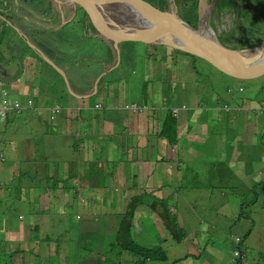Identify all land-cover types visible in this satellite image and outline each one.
<instances>
[{"label":"rangeland","instance_id":"rangeland-1","mask_svg":"<svg viewBox=\"0 0 264 264\" xmlns=\"http://www.w3.org/2000/svg\"><path fill=\"white\" fill-rule=\"evenodd\" d=\"M144 1L162 9L167 3L166 0ZM216 1L210 16V23L221 42L230 47L243 46L241 42L246 43L245 47H256L264 43V0H248L247 4L242 7L238 4L239 0H236L237 7L231 4L230 1L233 0H226V2L228 1L226 6L223 0ZM24 2L20 6H16L12 1L7 3L0 0V10L15 12L18 9L15 15L22 16L27 14L25 9L28 7L32 8L28 10L30 12H34L33 7L35 9L44 8L47 11L53 8L51 1L44 3V0H24ZM208 3L211 7L212 0H175L180 16L194 27L199 24V7H204ZM57 9H60L59 6ZM37 11L42 13L41 10ZM7 13H5V20L12 26L4 27L0 34V54L5 55L8 59L7 63L11 64L12 69L24 72L27 80H33L30 83L32 87L40 88V97L37 99L39 103L46 101L47 105H52L51 108L56 106L66 108V104L79 105V102L74 99L68 102L70 96L64 76L57 69L58 60H63L65 55L70 56L69 53L74 58L80 56L79 61L72 59L71 67L68 69V74L74 79V87L78 89L94 87L98 77L104 76L100 83L101 86H104L103 92L108 90L109 86L115 92V96L105 100L102 97L103 92H101L89 100V108L92 107L94 111V120L99 123V130L94 129L97 132L92 137L95 143L91 154L95 155L94 158H99L105 154V148L115 147L111 158L118 161V167L121 166L123 174H127L125 166L135 173L130 186L135 190L133 196L151 191V180H156L160 184H171L173 179H177V176L165 171L164 164L160 165L165 161V155H170L175 160L181 156L180 170L177 169L176 163L172 165L173 170L181 171V173L184 171L186 162H195L192 155L198 152L207 157V160H202L199 164H206L209 168H212L211 165H216L218 171L222 169L220 176L211 171L200 173L196 168L183 172L181 176L183 180L179 182L180 185L189 189L202 187L197 192L185 193L170 186L161 188L162 191H157L161 192V195L169 194L175 199V203L181 199L180 210L176 208L175 210L177 215L181 213L185 217L182 218L179 215L177 218L178 224L185 232V237L182 241H176L172 238L170 231L166 235L164 231H161V237L165 235L168 239L163 240L159 247L167 250L168 261H149L148 264H171L174 259L186 255H189L188 259L179 261V264H264V140L260 141L261 138L257 135V131L264 127V109L253 108L252 110L255 103L264 102V67L219 66L204 58L188 55L186 52L176 51L168 46L143 44L127 37V44L131 48L128 59L121 58V52L125 51L124 41L119 44L113 40L109 42L116 49V60L113 59L112 62H109V65H114V70H107L105 68L106 66L108 68L107 61L103 59L113 58L114 54L111 50L112 47L107 50L102 48L103 43L99 44L102 38L98 35L102 33L105 38L108 37L111 32L110 27L91 11L77 7L76 17L70 22L51 19L45 21L29 19L31 21L29 22L24 19L25 17L13 19L10 15L6 16ZM25 22L29 25L27 29L21 27ZM60 24L65 27V31L55 35L58 29L54 26H60ZM14 26L22 30L24 36H14L13 31L16 32L13 29ZM72 33H77V36L68 37V34ZM61 34L66 35L62 47L69 53L64 52L65 55L54 48L58 39L63 38ZM8 42H11L9 46ZM253 42H256L255 45L250 44ZM18 52L23 57L21 54L20 57ZM89 56L92 59L86 62L85 59ZM93 57L97 59H93ZM121 59L126 63L125 65H119ZM112 70L113 72L110 73ZM38 73H42L40 78H38ZM105 73L107 74L105 75ZM10 76L12 79L4 85L15 95L13 87L20 81L12 73ZM13 79H16L15 84ZM144 82L148 83L147 89ZM126 86L128 87L123 97L122 90ZM240 86H243L244 91L239 90ZM163 87L170 89L168 100L160 94ZM228 88H232V92H229ZM72 93L76 96L80 94L75 91ZM238 102L252 105L243 107L245 112L243 123L238 122V117H236ZM31 107L34 108V103ZM178 107H183L186 110L176 113L174 108ZM86 109L82 111H86ZM169 110H172V115L177 116L179 121L186 114L189 116L188 121L193 122L189 136L184 134L182 139L177 136L178 144L177 142L171 143L165 135L159 134L162 123L166 124L163 119ZM46 112L50 120L51 110ZM105 114L106 116H104ZM44 115L46 116V114ZM78 116L79 110L74 111L73 117ZM19 117L22 122L28 121V111L19 114ZM146 118H149L151 123L156 126L157 132L154 130L149 132L150 141L153 142L152 146L136 150V145L142 144L143 141L132 142V138L136 137L132 135L134 134L132 132H135L133 129L135 120L139 123L141 119ZM168 124H173V122ZM47 127L49 130V125ZM62 130L66 131L67 129L63 126ZM111 130L112 132L108 133ZM90 131L91 134L94 132L92 126L88 132ZM73 137L74 131L71 134L64 132L61 137L66 150L59 153L67 159H70L76 150V142L72 141ZM78 144L81 145V143ZM133 146L134 148H132ZM177 150L180 151V156ZM133 151H135V158L146 159L148 157L151 160L152 157V162H140L132 165L128 158ZM4 163L0 162V167ZM85 163L86 161L83 162V164ZM103 163L106 165L107 160H104ZM63 165L67 168L71 162H62L61 166ZM18 169V166L13 167L12 172L14 173ZM160 169L164 170L158 172ZM152 170H157L155 175L152 174ZM88 171H92L96 175L94 180L98 189L103 186L108 187L107 184H104V177L97 170L90 167ZM197 173L201 174L200 178L204 183L198 180ZM231 173H236L239 176H236V181L232 179L233 182L222 183L221 175ZM244 176L250 178L243 179ZM16 180L19 182L17 178ZM47 180L50 181L51 177L49 176ZM70 180H74V178H70ZM112 184L111 180L109 188ZM257 184L259 185L251 192L252 187L250 186ZM220 185H222L221 188ZM78 186L80 185L75 183L73 187H69V195L63 191L60 197L56 192L57 205L52 206L51 210H47L42 218H37L31 213L34 222L30 225H38L39 228H43V224L48 222L49 226L46 231L52 238L41 247L45 258L43 261L39 256L40 264H68L67 259L71 261V264L107 262L106 255L108 254L104 249L110 248L112 246L110 243H114L115 238L109 242V236L104 231V226L97 220L100 218L103 220V217L96 215L99 213L103 215L99 208L104 205L101 204L102 192L109 188H104L103 191H97L94 194L93 188L88 189L91 188L90 178H87L86 184L82 186V191H79ZM79 192L82 193L84 199L80 198ZM0 194L1 198L5 197L3 193L0 192ZM188 195L194 199L191 200ZM28 196L27 192L23 193L20 198L15 196L7 204H14L11 205V208L16 213H30L32 209L27 203ZM94 196L98 198V204H94L93 200L96 201ZM253 200L256 202L252 203ZM0 204L6 203L0 202ZM187 204L192 205L190 209ZM108 205L116 211L123 206V204ZM150 209L152 208L148 205L141 208L143 212ZM193 209L195 212H192ZM58 210L65 211L63 223H59L58 218L61 215L56 213ZM125 211L121 212V215ZM157 211L160 212V210ZM136 218L135 215L134 219ZM152 220L156 227L158 223L155 216ZM11 227L8 224V216H5V224L0 227V236L2 233L7 234ZM111 229L112 234L115 235V228ZM140 229L149 234L144 225H137L135 231L131 228L132 238L137 243L141 241L138 238L139 233H144ZM99 240H102L103 244ZM238 248L243 251L241 256L240 252L236 251ZM109 250L107 252L112 257H117L124 252L118 246L111 252ZM234 251L238 254H234ZM124 253L127 258L131 257L130 253ZM69 256H73V258ZM2 263H5V259L0 257V264Z\"/></svg>","mask_w":264,"mask_h":264},{"label":"crops","instance_id":"crops-1","mask_svg":"<svg viewBox=\"0 0 264 264\" xmlns=\"http://www.w3.org/2000/svg\"><path fill=\"white\" fill-rule=\"evenodd\" d=\"M5 2L12 1L15 3L16 6H20L21 3H25L24 0H3ZM49 1L52 2V5H54L53 8H50L48 11L44 8L41 9H35L33 7L34 12H30L28 10L32 8L25 9L27 11V14L16 16L15 14L18 12V9L15 10V12H8V10L1 9L0 10V34L3 31L4 27H10L12 26L10 22L5 20V13L6 16L10 15L13 19H23L22 17H25L24 19L31 22V20H57L60 21L67 17V14L64 13V9L60 8V6L57 3V0H44V3H48ZM6 5V4H5ZM57 6H59L60 9H57ZM37 10H41L42 13H39ZM31 13V14H29ZM30 15V16H28ZM76 17V16H75ZM73 17V19L75 18ZM71 19V20H73ZM70 20V21H71ZM69 21V22H70ZM24 29H27L29 25L25 22L24 25H22ZM58 29V32L55 33L58 34L63 33L65 31V27L60 26H54ZM13 29L16 31H13L14 36L20 35L21 37L24 36V32L18 27L14 26ZM75 32V31H74ZM62 37L66 36L65 34H61ZM71 36H77V33L68 34V37ZM126 42V41H125ZM11 42H8L7 45L9 46ZM128 43V42H127ZM64 44V39L59 38L58 43L54 44V48L59 53H69L68 51L64 50L62 48V45ZM109 48L112 47L113 51V59L116 60L115 52L116 49L114 48L113 44H109V42L106 43ZM125 51H127V55H129L130 46L128 44L124 47ZM48 51H51L50 49H47ZM46 50V52H47ZM19 53V52H18ZM48 53V52H47ZM21 53H19V56ZM117 54V53H116ZM65 55V54H63ZM70 56H64L63 60H58V66L57 69L60 70L64 76V80L66 83V88L68 89V95L70 96L68 98V102L71 99H74L75 101L79 102V105H67L65 108L63 107L55 114V118L52 119V112H50V120L48 119V113L46 111L51 110L52 105H47L46 101L43 103H39L37 99L40 97V88L38 87H32L31 82L33 80H27L25 78L24 72H20L17 69H12L10 66V63L8 62V59L5 57L4 54H0V93L1 90L5 89L7 90V96L6 100L8 102H12L13 100H19L20 105L24 107L20 112H11L7 118L3 119L0 118V162L3 161L7 162V164L4 163L0 167V192L5 195L4 198H1L0 194V202H5L6 204H0V214H4L5 216H8V224L11 225V230L8 231L7 234L2 233L0 236V257L5 259V263L2 264H40L39 256L44 261L45 254H43L41 247L48 243V241H51L52 238L49 234H47L46 229L49 226V223L46 222L43 224V228H39L38 225H30L34 220H32L31 216L35 215L37 218H42L44 216V213L47 210H51L52 206L57 205L56 200V192L59 193V196H62V192L66 191L68 193L69 187H73L75 183H78V186L80 189L79 191H82V186L86 184L87 178H92L91 180V188L94 190V194L97 193V191H103L104 188H109L110 181H113L112 186L102 192V201L101 204H104L103 206H100L99 208L102 210V214H98L96 216L103 217V220L97 219L100 221L102 226H104V231L112 235V227L118 226L121 212H124L126 210L127 203L133 196V193L135 190L133 188H130L132 183V178L135 176L134 172L129 168L125 166L126 169V175L123 174L121 171V166L118 167V161H114L113 157L111 158V154L115 150V147H109L105 148L106 152L104 155H102L99 158H94V154H91V151L93 149V144L95 141H93V134L97 131H94V129L99 130V123H97L95 117H93L94 111L92 107L89 108V100L92 98L95 94V96H98V93L100 92V88L98 89L97 86L95 87H83V88H76L73 85L74 79L68 74V69L71 67L70 63L72 62V59H76L75 61L80 60V56L74 58L70 53ZM23 57V55H22ZM28 57V56H27ZM25 57V58H27ZM129 57V56H128ZM92 59L90 56L85 59L86 62H89V60ZM94 59V57H93ZM112 59V60H113ZM74 61V60H73ZM112 62V61H111ZM125 65V64H124ZM42 68V66H40ZM114 68V65H109L108 68L106 66L107 70H111ZM108 72V71H107ZM11 73L15 75L16 79H19L20 83L15 84L13 89L15 90L13 95L12 91H9L7 87H5L12 77L10 76ZM39 77L42 73H38ZM67 82L69 84H67ZM98 82V81H97ZM96 88V89H95ZM104 88V87H103ZM108 90L104 91L102 94L103 99L108 100L109 98L115 96V92L107 87ZM96 90V91H95ZM78 92L80 93L79 96L74 95L72 92ZM95 91V92H93ZM118 91V90H117ZM94 94H93V93ZM119 92V91H118ZM117 92V93H118ZM116 93V94H117ZM90 95V96H88ZM85 96V97H80ZM94 96V97H95ZM3 100L0 98V103H2ZM34 103V108L31 106ZM67 102V103H68ZM82 107H81V106ZM96 104L94 105V107ZM65 108V111L63 109ZM79 110V116L73 117V112L75 110ZM86 109V111H82L83 109ZM24 111H28L29 114V120L26 122H22L19 114H22ZM46 114V116L44 115ZM106 116V114L104 115ZM187 115L184 114L181 118V121L178 123V125H182L181 130L178 132V137L182 139L183 135L189 136L191 133L192 125L185 122L187 119ZM210 116V115H209ZM192 118V116L190 115ZM164 120V119H163ZM135 126L134 130L135 132H132L134 136L132 138L133 143L140 142V140L143 141L142 144L136 145V150L139 148H147L148 146H152L149 137V132L152 130L156 131V126L151 123L149 118L147 119H141V122H137L135 120ZM196 122V121H195ZM49 125V130L48 126ZM66 127V131L62 130V127ZM94 132L89 131L91 128ZM163 126V123L159 129L161 131ZM54 127V128H53ZM159 127V126H158ZM179 127V126H178ZM60 130V131H58ZM74 131V137L72 138L73 142H76V150L73 153L72 157L70 159H67L66 157H63L60 155L59 152H62V150H66L64 148V144L61 141V137L64 134V132H67L71 134ZM112 132L109 131L108 133ZM89 133V134H88ZM11 135V136H10ZM176 136V135H175ZM161 139V138H160ZM158 139V141H160ZM176 142V139L171 141V143ZM179 141H177L178 144ZM78 143H81L79 146ZM156 144V142H155ZM220 144V143H219ZM238 145V142L236 143V147ZM249 145V144H248ZM242 146V145H241ZM240 146V148H241ZM134 148V146L132 147ZM239 148V149H240ZM158 150H160L158 148ZM249 150V149H248ZM70 151V150H67ZM242 151V150H241ZM250 151V150H249ZM134 152L132 155L129 156L128 160L129 162L133 164H139L140 162H152L153 158H146L143 157H134ZM178 155L180 156V151L177 150ZM78 154H81L82 156H79L78 162L73 167L69 166L66 168L65 165L61 166L62 162H68L70 161L72 164V161L78 156ZM166 156V157H165ZM165 161L162 162L160 165L164 164L165 171H168L169 174L173 176H177V179H173L171 184H160L156 180H151V191H148L152 194V196H157L159 198H169V194H163L161 195L162 191L161 188H166V186L175 187V189H178L179 191H183L185 193L191 192H197L202 187L189 189L184 187L183 185H180V181L183 180V172H187V170H190L191 168H196V170L200 173L203 171H211L216 172L217 176H220L221 170L218 171L216 168V165H211L212 168H209L206 164H199L202 160H207V157L200 155L199 152L196 154H193L195 162H186V165L184 167V171L181 173V171L173 170V166L175 163L177 164V169H179L181 165L182 158L181 156L179 159L175 160L170 155H165ZM227 156V155H225ZM243 156V155H241ZM104 160H107V164L105 165L103 162ZM86 161L85 164L83 162ZM18 166L19 169L16 172H12V168ZM94 168L98 171V173L104 177V184L106 186H103L98 189V186H96V181L94 178H96V175L92 171H88L89 169ZM229 167V166H228ZM164 169H160L158 172H161ZM69 170H73L78 174V179L70 180L69 183L67 182L66 185L69 186L67 189L63 190L60 187L64 186V180L70 178L69 176ZM157 170H152V174L155 175ZM197 173V178L201 183H204V181L200 178L201 174ZM115 178H114V176ZM179 175V176H178ZM51 177V180L48 181L47 178ZM204 176V175H203ZM236 176H238L236 173H231L229 175H221L222 183H229L233 182L232 179L235 180ZM239 177V176H238ZM16 178L19 180V182L16 180ZM243 179H249V176L242 177ZM201 179V180H200ZM207 180V177H205ZM242 179V180H243ZM57 181V182H56ZM237 183V182H236ZM224 185V184H222ZM220 185V188L222 187ZM252 187V186H250ZM144 188L146 189L145 185ZM155 189V190H153ZM28 193L27 203H29L31 207V212L23 214L25 212H19L16 213L13 211V208H11V205L14 204H7L10 202V200L13 199V197H22L23 193ZM99 193V192H98ZM107 194V198H105V195ZM69 195V193H68ZM167 195V196H166ZM79 196L81 199H84V196L82 193L79 192ZM87 196V195H85ZM191 200L194 198L188 195ZM93 200L94 204H98V198ZM92 199V198H91ZM186 199V198H185ZM181 199H179L180 201ZM187 200V199H186ZM152 200H147L145 203L140 205L136 210L135 215L137 216L136 219H134L133 224V230L137 229V225H144L145 230L149 233L147 234L143 229L144 233H139L138 238L141 240L138 243L151 248L153 246L161 245L163 240L168 239L165 235L169 234V230L165 229L164 222L162 221L159 225L156 227L154 226L155 222H153L154 216H156L157 211L150 209L149 211L143 212L141 208L143 206L148 205ZM177 201L175 203V199H171V204H175L174 207L178 210H180V207L182 204H179L180 202ZM188 201V200H187ZM189 203V202H188ZM108 204H123V206L120 208V210H113L109 207ZM179 204V205H178ZM149 206V205H148ZM188 208L190 209L192 205L187 204ZM74 207V206H71ZM39 210V211H38ZM155 215H154V213ZM192 212H195L193 209ZM56 213L60 214L61 216L58 218L59 223H63V216L65 211L64 210H58ZM149 213V214H148ZM0 216V227H3L5 224V216ZM94 215V214H93ZM182 218H185L181 213L179 214ZM118 230V228H117ZM164 231L165 235L161 237L160 232ZM117 232V231H116ZM158 233V234H157ZM37 239V240H36ZM47 239V240H46ZM99 242V241H98ZM4 251V253H2ZM20 255V256H19ZM73 257V256H72ZM67 262L68 261L67 259ZM80 264H90L82 262Z\"/></svg>","mask_w":264,"mask_h":264},{"label":"water","instance_id":"water-1","mask_svg":"<svg viewBox=\"0 0 264 264\" xmlns=\"http://www.w3.org/2000/svg\"><path fill=\"white\" fill-rule=\"evenodd\" d=\"M166 1V6L163 9L159 6H152L144 0H63V3L61 0H57V3L67 14V17H64L61 22H69L73 19L77 14V7L87 9L103 19L112 32L106 38L102 33H99L98 36L106 42L113 40L119 44L122 41L125 42L127 37H131L135 41L145 44L166 45L178 51L204 58L219 66L264 67V47H262L264 43L256 47H230L217 38L213 29H210L209 36H204L205 30L201 27L202 22L199 21L197 27L191 26L180 16L175 0ZM215 3L216 0H212L207 15L208 21ZM172 4H175L176 9L172 7ZM67 5L70 7V11L66 8ZM168 5H171V11ZM123 13H126L124 16L126 18H132L131 14L134 15V20L138 24L135 27L125 25L124 20L118 18ZM181 24H185L184 30ZM99 79L100 77L97 81ZM97 83H95V87ZM67 84L69 83L67 82Z\"/></svg>","mask_w":264,"mask_h":264},{"label":"trees","instance_id":"trees-1","mask_svg":"<svg viewBox=\"0 0 264 264\" xmlns=\"http://www.w3.org/2000/svg\"><path fill=\"white\" fill-rule=\"evenodd\" d=\"M247 1L248 0H239L238 4L241 5V7H242L244 4H247ZM230 2H231L232 5L237 7L236 0H233V1H230ZM223 3L226 6L228 1L226 2V0H223ZM66 8H67V6H66ZM100 40L101 41H100L99 44L103 43V47L102 48H104L106 50L109 49V47L106 45L107 42L105 40H103V39H100ZM255 43L256 42H253V43H250V44L255 45ZM126 44H127V41L124 42V47H125ZM143 44H145V43H143ZM241 44L243 45L242 47L247 46L245 42H241ZM163 46H166V45H163ZM173 50H176V49L173 48ZM176 51H178V50H176ZM187 54L188 55H192V56H196V55H193V54H190V53H187ZM128 56L129 55H127L125 53V51L121 52V58L128 59ZM94 59H97V58L94 57ZM112 59L113 58L108 59V57H106V59H103V60L107 61V64H109V62H111ZM124 64H126V63L123 62L122 59H121V62H120L119 65H124ZM113 70L110 71V73L113 72ZM106 74L107 73H105V75ZM131 77H132V75H131ZM102 78H100L98 83H97L98 89L101 87L100 88V92H103V89H104L103 88L104 86L100 85V83L102 81ZM112 80H114V79H112ZM108 81L111 82V80H108ZM144 86L147 89L148 83L144 82ZM127 87L128 86H126L124 88V90H122V92H123L122 96L123 97H124V92L127 89ZM229 89H231L229 92H232L233 89L232 88H228V90ZM242 91H244V88L242 89ZM170 93H171L170 89H165L164 87L160 91V94L167 100L170 97ZM95 94H96V92H95ZM95 94L93 96H91V97H94ZM98 94H100V93H98ZM208 104H210V103H208ZM237 105H238V111L236 112V117H238V122L243 123L244 122V114H245V112L243 111V107L244 106H252V105L251 104H244V103H240V102H238ZM208 107H210V105H208ZM227 107L229 109V106H227ZM253 108L254 109H257V108L264 109V102L263 101H259V103H255V105L252 107V110H253ZM181 110H186V109H181ZM187 111H189V110H187ZM14 112H17V111H14ZM151 112H153V111L151 110ZM10 113L11 112H8L4 116H0V118L5 119V118L8 117V115ZM263 113H264V111H263ZM155 114H157V112H155ZM186 117H187V119L185 120V122L192 125L193 122L190 123L188 121V117L189 116H186ZM163 122H166V124H164L162 126V129H161V131H159V134L160 135H162V134L165 135V137L170 142L175 140L177 138V136H178V130H181L182 125H178V123L180 121L178 120L177 116L175 117V116L172 115V110H169V112L165 115ZM170 122H173V124H168ZM257 132H258L257 135H259L260 138H261L260 141H263L264 140L263 139L264 127L263 128L261 127V130L257 131ZM176 142H177V140H176ZM79 156H82V155L78 154V156L72 161V164L70 165L71 167H73L74 165L77 164ZM70 166H69V168H70ZM69 172H70L69 173L70 178L78 179V174H76V172H74L73 170H69ZM70 178L64 180L65 184H63L64 185L63 187L62 186L60 187L61 189L65 190V189H67L69 187V186L66 185V183L69 181ZM90 179H92V178H90ZM258 185L259 184L255 185V186H252L251 192H253L254 191L253 188H256ZM105 198H107V194L105 195ZM171 199H172L171 197H169V198H159L157 196H152V194L150 192H145L144 194L137 195V196L134 195L130 199V201L128 203V207H127L125 213L120 217L119 225L118 226H114L115 235L114 234H112V235L108 234L109 242H111L112 238H115V242L114 243H110L112 245L110 248H108V249L105 248L104 249V251H106V253L108 254V255H106L107 262H104V263L102 262L100 264H148L149 261L167 262L168 261V256H169L167 250H164L162 247H159V245L153 246L151 248H148V247H145L143 245H140L135 240H133L132 234H131V228H133L134 216H135L136 209L138 208V206L142 205L147 200H152L148 205L152 208V210H155V211L160 210V212L157 211L156 216H155V218L158 221V223L160 224L163 221L165 229H168L172 233V238L174 240H176V241H182L184 239V237H185V232H184L183 228L180 227V225L178 224L177 218H179V215L176 214V210H175V207H174L175 204H171ZM179 202H180L179 204H181V200ZM254 202H256V200L252 201V203H254ZM240 215L242 216V214H240ZM243 216L248 217L246 215H243ZM117 228H118V230H117ZM99 241H101V244H103L102 240H99ZM117 246L120 247L121 250H123L124 252L130 253L131 257L127 258L126 254L124 252L119 254L117 257L110 256V254L107 251L110 249L109 252H111ZM238 250H239V252L241 254H243V251L241 249L238 248ZM2 253H4V251ZM234 254H235V251H234ZM69 257L73 258L72 256H69ZM188 257H189V255H186L185 257L174 259L171 262V264H179V261H183L185 259H188ZM68 264H71V261L68 262Z\"/></svg>","mask_w":264,"mask_h":264},{"label":"bare ground","instance_id":"bare-ground-1","mask_svg":"<svg viewBox=\"0 0 264 264\" xmlns=\"http://www.w3.org/2000/svg\"><path fill=\"white\" fill-rule=\"evenodd\" d=\"M172 7L176 9L175 4L174 5L172 4ZM168 8H169L170 11L172 10L171 9V5H168ZM209 9H210V4L209 3L207 5H204V7L203 6L202 7H199V11H200L199 12L200 22H202L201 27L205 30L204 36H207V35L209 36L208 33H210L209 32L210 29H213L214 30L213 25H211V23H210V18H209V21L207 19V15H208L207 13H209ZM125 12H128V11L125 10ZM125 14L126 13H123L122 15H119L118 16L119 20H124V24L127 25V26H130V27L133 26V27H135L138 24V22H136L134 20V15L131 14L132 18H126V17H124V16H126ZM181 27L184 30L185 24H181ZM262 47H264V46H262Z\"/></svg>","mask_w":264,"mask_h":264},{"label":"built area","instance_id":"built-area-1","mask_svg":"<svg viewBox=\"0 0 264 264\" xmlns=\"http://www.w3.org/2000/svg\"><path fill=\"white\" fill-rule=\"evenodd\" d=\"M242 87L239 88V90L242 91ZM231 89H229L228 91H230ZM6 96H7V91L5 89L1 90L0 93V98H2L3 100L2 103H0V116H4L5 114H7L8 112H10L11 110H20L22 107V105H20V102L18 100L16 101H12V102H8L6 100ZM176 113H179L181 109H184L183 107H178V108H174ZM60 110L59 106L53 107L52 108V112L53 113H57ZM54 118V115L52 116ZM236 251H239L238 249ZM235 251V254H236ZM238 254V253H237ZM236 254V255H237ZM242 254L240 253V256Z\"/></svg>","mask_w":264,"mask_h":264},{"label":"clouds","instance_id":"clouds-1","mask_svg":"<svg viewBox=\"0 0 264 264\" xmlns=\"http://www.w3.org/2000/svg\"><path fill=\"white\" fill-rule=\"evenodd\" d=\"M216 2H217V1H216ZM58 5H59L60 8H61V5H60L59 3H58ZM61 9H62V8H61ZM199 16H200V15H199ZM199 21H200V19H199ZM199 21H198V23H199ZM240 87H243V86H240ZM240 87H239V88H240ZM6 91H7V90H6ZM13 101H16V100H13ZM18 101H19V100H18ZM23 108H24V107H23ZM23 108H21L20 110H11L10 112H13V111H18V112H20ZM60 109H61V107H60ZM51 112H52V108H51ZM58 112H59V111H58ZM55 114H56V113H53V112H52V116L54 115V118H55ZM52 116H51V118L54 119ZM140 245H141V244H140Z\"/></svg>","mask_w":264,"mask_h":264},{"label":"flooded vegetation","instance_id":"flooded-vegetation-1","mask_svg":"<svg viewBox=\"0 0 264 264\" xmlns=\"http://www.w3.org/2000/svg\"><path fill=\"white\" fill-rule=\"evenodd\" d=\"M63 0H61V2H62ZM53 7H54V5H53ZM67 9L70 11V7L67 5ZM65 38V36L63 37V39ZM63 48V47H62Z\"/></svg>","mask_w":264,"mask_h":264}]
</instances>
